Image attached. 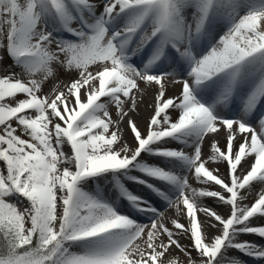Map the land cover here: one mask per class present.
I'll list each match as a JSON object with an SVG mask.
<instances>
[{"label": "snow or ice", "instance_id": "obj_1", "mask_svg": "<svg viewBox=\"0 0 264 264\" xmlns=\"http://www.w3.org/2000/svg\"><path fill=\"white\" fill-rule=\"evenodd\" d=\"M0 264H264V0H0Z\"/></svg>", "mask_w": 264, "mask_h": 264}, {"label": "bare ground", "instance_id": "obj_2", "mask_svg": "<svg viewBox=\"0 0 264 264\" xmlns=\"http://www.w3.org/2000/svg\"><path fill=\"white\" fill-rule=\"evenodd\" d=\"M64 79H67V77H65ZM173 91H175V89L171 85H169L168 95L171 96L173 94ZM151 100H152V91L150 90L148 92V94L146 95L144 102L139 105V115L135 116L136 121L140 125L141 131H144L145 120L151 112V108L149 107ZM126 138H128L130 141V136H128L127 133H126ZM221 144H223V140H221ZM65 151H67V148L65 149ZM204 151H205V154H207L209 152V148H208L207 144H205V146H204ZM210 166H212V165H210ZM245 167H247V165H245ZM220 168H221V171L224 170L223 165H221ZM173 213H174V209H169L168 215L171 216V215H173ZM248 239H253V238L248 237ZM183 242L187 243V241H183ZM245 259H247V258H245Z\"/></svg>", "mask_w": 264, "mask_h": 264}]
</instances>
